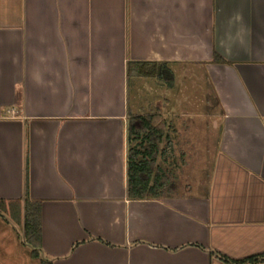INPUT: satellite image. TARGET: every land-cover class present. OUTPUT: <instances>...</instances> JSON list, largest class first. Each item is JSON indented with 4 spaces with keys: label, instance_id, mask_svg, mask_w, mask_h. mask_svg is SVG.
<instances>
[{
    "label": "crops",
    "instance_id": "obj_1",
    "mask_svg": "<svg viewBox=\"0 0 264 264\" xmlns=\"http://www.w3.org/2000/svg\"><path fill=\"white\" fill-rule=\"evenodd\" d=\"M131 62L170 87L181 70L205 73L217 144L206 183H170L159 163L175 149L170 107L144 112L139 80L155 72L129 76ZM154 114L166 125L150 185L162 183L132 198L129 149L140 140L130 142L129 118ZM27 197L41 202L37 254L24 239ZM263 255L264 0H0V264Z\"/></svg>",
    "mask_w": 264,
    "mask_h": 264
},
{
    "label": "rangeland",
    "instance_id": "obj_2",
    "mask_svg": "<svg viewBox=\"0 0 264 264\" xmlns=\"http://www.w3.org/2000/svg\"><path fill=\"white\" fill-rule=\"evenodd\" d=\"M188 69V68H187ZM138 78L132 77L130 84V102H134L135 83ZM169 80V79H168ZM167 78H143L142 94L137 96L138 104H143L144 112L155 104L171 106L177 104L180 110L166 108L164 113L168 120L175 124L176 139L172 158L165 162L160 160L169 170L170 183L176 184L180 191L184 186L206 183L213 166V155L216 151V136L212 129V119L206 117L210 108L216 106L214 94L210 89L207 77L202 69L177 73L170 87ZM172 88L173 92L169 89ZM153 89L158 97L152 96ZM170 92V95L167 93ZM158 100V103H156ZM149 107V108H148ZM207 123L206 127L202 125ZM167 177V176H166Z\"/></svg>",
    "mask_w": 264,
    "mask_h": 264
},
{
    "label": "trees",
    "instance_id": "obj_3",
    "mask_svg": "<svg viewBox=\"0 0 264 264\" xmlns=\"http://www.w3.org/2000/svg\"><path fill=\"white\" fill-rule=\"evenodd\" d=\"M215 61H224L215 56ZM148 63L131 62L128 66L129 76H149L152 70L146 68ZM163 73L161 72V75ZM166 125L162 116L154 115H131L129 118V140L140 143L129 149L128 158V193L132 198L153 197L157 194V187L162 183V176L155 175V186L150 185L153 178L152 164L157 155L158 142L163 137L164 126ZM25 221H24V239L25 243L31 245L35 250L41 247V202L31 200L28 197L25 201ZM223 261L229 264H247L264 260V255L257 258L235 261L225 256H220ZM43 264H50L43 262Z\"/></svg>",
    "mask_w": 264,
    "mask_h": 264
}]
</instances>
